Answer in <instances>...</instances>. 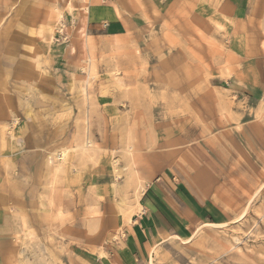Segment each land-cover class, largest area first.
Instances as JSON below:
<instances>
[{"label": "rangeland", "instance_id": "374dc122", "mask_svg": "<svg viewBox=\"0 0 264 264\" xmlns=\"http://www.w3.org/2000/svg\"><path fill=\"white\" fill-rule=\"evenodd\" d=\"M78 1L0 0V143L45 157L44 170L71 171L77 155L102 150L76 145L98 147L108 135L120 147L143 97L159 128H182L187 139L215 134L212 153L193 150L205 162L187 158L179 168L196 176L210 166L224 208L221 225L200 228L191 243L171 237L153 247L155 264H264V101L251 116L223 101L241 70L231 66V12L222 0H99L131 9L123 43L103 39ZM252 3L264 11V0Z\"/></svg>", "mask_w": 264, "mask_h": 264}, {"label": "crops", "instance_id": "0c3cea01", "mask_svg": "<svg viewBox=\"0 0 264 264\" xmlns=\"http://www.w3.org/2000/svg\"><path fill=\"white\" fill-rule=\"evenodd\" d=\"M252 1L222 0L234 25L231 55L236 62L231 66L241 67L233 89H225L222 98L248 116L264 101V11L251 10ZM81 2L87 18L102 24L103 39H131L129 7H104L99 0H79L78 6ZM138 98L126 116L136 122L126 123L120 147L113 148L105 135L96 142L102 150L77 155L71 171L62 165L44 170L38 163L47 165L45 157L17 155L15 146L0 143V264H155L149 253L153 247L171 237L191 243L200 228L221 225L222 194L214 193L212 168L196 176L179 168L187 158L205 162L193 150L208 147L205 152L212 153L218 146L215 134L187 139L176 133L182 128L161 129L147 109L151 102ZM128 147L137 151H114ZM207 161L215 162L212 155ZM139 167L145 168L143 174L136 172ZM122 235L124 240L114 242Z\"/></svg>", "mask_w": 264, "mask_h": 264}, {"label": "bare ground", "instance_id": "6f19581e", "mask_svg": "<svg viewBox=\"0 0 264 264\" xmlns=\"http://www.w3.org/2000/svg\"><path fill=\"white\" fill-rule=\"evenodd\" d=\"M87 44H88V43H87ZM91 70H92V69H91ZM261 117H262V116H261ZM89 141H90V143H91V140H89ZM90 143L88 142V143H86V144L84 143V145H82V146H81V145H80V146H79V145H76V146H78V149L81 150V151H87V150H90V149H92V148H93L94 150H96V149L101 150L99 147H95L94 145H92V144H90ZM87 144H88V145H87ZM93 144H94V143H93ZM93 146H94V147H93ZM66 150H67V149H66ZM114 151H115V153H121V154H127V155H128V154H134L137 150L134 149L133 147H128V148H124V149H123V148H121V149H116V150H114ZM140 152H141V151H140ZM65 153H66V151H63V152H62L63 155H64ZM79 153H80V152H79ZM81 153H82V152H81ZM93 153H94V152H92L91 154H93ZM62 154H61V155H62ZM67 154H68V153H67ZM94 154H95V153H94ZM94 154H93V155H94ZM99 154H100V153H99ZM99 154H98V155H99ZM82 155H83V153H82ZM82 155H81V156H82ZM87 155H88V157H89L90 154H86V156H87ZM93 155H91V156H93ZM98 155H97V156H98ZM82 157H83V156H82ZM88 157H87V158H88ZM80 158H81V157H80ZM84 158H85V157H84ZM88 160H89V159H88ZM132 161H133V160H132ZM134 164H135V163L133 162L132 165H134ZM134 168H135V167H134ZM141 182H142V181H141ZM138 185H139V184H138ZM144 188H145V187H144ZM143 191H144V190H143ZM137 192H138V190H137ZM143 193H144V192H143ZM136 194H137V193H136ZM140 196H141V195H140Z\"/></svg>", "mask_w": 264, "mask_h": 264}]
</instances>
